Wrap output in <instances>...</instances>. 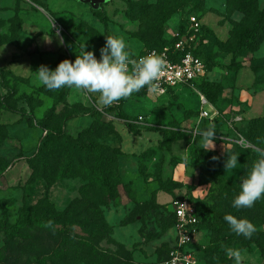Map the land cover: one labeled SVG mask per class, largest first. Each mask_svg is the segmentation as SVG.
Instances as JSON below:
<instances>
[{
	"label": "rangeland",
	"instance_id": "rangeland-1",
	"mask_svg": "<svg viewBox=\"0 0 264 264\" xmlns=\"http://www.w3.org/2000/svg\"><path fill=\"white\" fill-rule=\"evenodd\" d=\"M258 18L261 28L254 26ZM196 23L209 67L199 91L213 106V121L201 118L196 90L135 93L121 104L128 116L122 119L117 104L100 108L95 96L49 91L35 72L42 64L54 70L63 59L74 61L85 44L99 59L105 36L122 37L134 57L158 39H173L181 27L182 34L194 32ZM246 33L252 44L231 67ZM49 36L51 43L44 39ZM0 66L6 71L0 75V247L4 217L15 222L58 210L67 214L68 234L91 238L94 226L100 227V247L116 263L163 264L175 240L173 202L188 197L204 222L194 246L200 264H222L211 254L226 247L241 250L242 264H264L257 244L246 247L224 218L225 239L207 225L217 219L208 206L218 204L219 214L222 207L252 222L251 238L264 246V199L251 208L232 207L257 157L254 149L264 145V0H0ZM88 109L101 114L76 118L67 127L74 137L95 142L97 151L81 149L55 130L67 114ZM254 122L256 139L247 134ZM208 128L216 132L215 148L205 151L197 129ZM43 145L49 146L46 161L35 157ZM231 153L239 154L238 164L226 171Z\"/></svg>",
	"mask_w": 264,
	"mask_h": 264
},
{
	"label": "clouds",
	"instance_id": "clouds-1",
	"mask_svg": "<svg viewBox=\"0 0 264 264\" xmlns=\"http://www.w3.org/2000/svg\"><path fill=\"white\" fill-rule=\"evenodd\" d=\"M53 27L56 28L58 44L64 45L61 30L54 21ZM44 39L47 43L52 42L50 36ZM165 71L166 61L159 54L150 53L134 58L122 37L105 36V44L100 48L99 59L93 51L87 50L85 44L76 52L74 61L63 59L54 70L42 64L35 72L40 84L47 90L59 91L68 88L85 98L95 96L96 106L104 108L128 99L145 88L156 91L157 82ZM197 133L202 137L201 147L205 151L214 150L215 130L197 129ZM254 151L257 159L242 177L240 190L232 201V207L236 209L251 208L257 201L264 199V147H258ZM238 156V153L228 154L224 161L226 171L237 167ZM211 159L216 161L219 157L213 156ZM224 220L231 232L237 236L251 238L256 232V226L246 218L226 214ZM51 223L49 221L45 226L50 227ZM225 254L233 259L235 264H242L240 249L225 248Z\"/></svg>",
	"mask_w": 264,
	"mask_h": 264
},
{
	"label": "trees",
	"instance_id": "trees-1",
	"mask_svg": "<svg viewBox=\"0 0 264 264\" xmlns=\"http://www.w3.org/2000/svg\"><path fill=\"white\" fill-rule=\"evenodd\" d=\"M256 2V0H254ZM262 20L259 18L255 21L254 26L256 28L262 27ZM185 30L183 27L180 28V33L182 34ZM251 34H244L242 37V43L237 47L234 52V58L231 67L238 66L236 57L241 55L244 51L250 48L252 44ZM177 40L175 36L171 40H156L155 45L150 48H163L167 45H173ZM149 48V49H150ZM198 55L202 57V51L199 47L196 50ZM207 61V59L204 57ZM205 61V62H206ZM208 64V62H207ZM5 69L0 67V74L2 77L5 76ZM257 74V71L255 72ZM206 81V80H205ZM203 81L198 87L201 88L206 82ZM202 89V88H201ZM148 91L147 88L138 92L140 95H144ZM175 94V93H169ZM127 99L121 100L116 105L117 116L122 119H127V114L122 110L121 104H124ZM101 112L98 109H88L83 112L69 113L62 119V122L58 128H56V133L59 135H64L69 142L77 143L81 149L89 148L93 151L99 150L98 145L95 142H90L89 139L76 138L69 130L68 122L77 117H92L96 118L100 116ZM128 129L135 132L134 125L130 122L126 124ZM259 123L254 122L252 129L247 133L252 139L255 138V130L259 127ZM254 126V128H253ZM86 131H90L87 127ZM47 143V142H46ZM49 146L43 145L35 157H41L45 160V155L49 152ZM261 147H264L261 146ZM257 156V155H255ZM257 157L251 159V165ZM46 161V160H45ZM44 161V162H45ZM219 165L223 164L222 160H218ZM218 204L215 207L208 206L211 213L217 216L212 222L208 221V228L216 232L217 235L221 236L223 239L226 238L223 229V218L224 213L227 214L226 208H220V214L217 211ZM67 214L63 211L53 210L42 214H28L21 216L19 219L12 222L7 218L1 220V226L5 233L4 245L0 247V264H118V260L112 253L109 254L108 251L102 250L100 247V233L102 229L94 226V230L91 232V238L83 235L68 234L66 232L68 220H65ZM51 221V226L46 227V223ZM203 221V219H202ZM175 219L172 216V225L174 226ZM61 226V227H60ZM204 227V222L202 223V228ZM99 233V234H98ZM245 246L248 247L253 243L264 253V246L257 240L252 238H242ZM227 248V247H226ZM225 253V251H224ZM211 254L212 257L218 256L222 264H229L230 261L225 259V254Z\"/></svg>",
	"mask_w": 264,
	"mask_h": 264
},
{
	"label": "built area",
	"instance_id": "built-area-1",
	"mask_svg": "<svg viewBox=\"0 0 264 264\" xmlns=\"http://www.w3.org/2000/svg\"><path fill=\"white\" fill-rule=\"evenodd\" d=\"M193 27L194 32L191 29L186 30L185 34L178 31L177 40L173 45L150 48L134 58L150 53L162 56L166 61V71L157 82V90L154 92L166 95L176 93L180 89L196 90L199 94L201 118L213 121L215 118L213 106L198 87L207 79L209 67L204 57L196 53L200 44L197 38L199 23L193 24ZM172 214L175 219L173 226L175 240L163 264H200L198 251L194 248L202 233L203 221L199 208L190 198L183 197L173 202Z\"/></svg>",
	"mask_w": 264,
	"mask_h": 264
},
{
	"label": "crops",
	"instance_id": "crops-1",
	"mask_svg": "<svg viewBox=\"0 0 264 264\" xmlns=\"http://www.w3.org/2000/svg\"><path fill=\"white\" fill-rule=\"evenodd\" d=\"M22 12H27V11H22ZM29 12V11H28ZM37 11H34L33 13H32V15L34 14V13H36ZM26 14V13H25ZM25 14H23V17L25 16ZM27 17V16H26ZM25 18V17H24ZM27 19H26V23H27ZM41 23V22H40ZM53 22H51V24H52ZM51 24H50V26H51ZM46 27V26H45ZM26 64V63H25ZM25 66V65H24ZM0 67H2V68H4L3 66H0ZM5 69V68H4ZM1 75V74H0ZM1 78H2V76H1ZM77 118H80V117H77ZM83 118H88V119H94V118H92V117H88V116H86V117H83ZM76 119V118H75ZM72 120H74V119H72ZM71 121V120H70ZM69 121V122H70ZM69 122H68V125H69Z\"/></svg>",
	"mask_w": 264,
	"mask_h": 264
},
{
	"label": "water",
	"instance_id": "water-1",
	"mask_svg": "<svg viewBox=\"0 0 264 264\" xmlns=\"http://www.w3.org/2000/svg\"><path fill=\"white\" fill-rule=\"evenodd\" d=\"M87 2L90 1V0H86Z\"/></svg>",
	"mask_w": 264,
	"mask_h": 264
}]
</instances>
